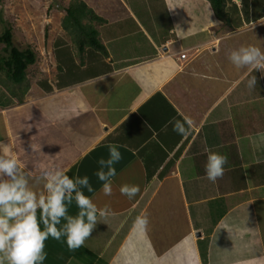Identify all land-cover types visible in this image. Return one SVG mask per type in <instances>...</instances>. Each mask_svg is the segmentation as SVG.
<instances>
[{"label": "crops", "instance_id": "1", "mask_svg": "<svg viewBox=\"0 0 264 264\" xmlns=\"http://www.w3.org/2000/svg\"><path fill=\"white\" fill-rule=\"evenodd\" d=\"M83 1L103 19L94 25L105 52L55 42L53 65L18 97L0 85V152L26 165L30 187L40 193L43 175L70 169L112 212L77 250L49 237L43 264H264V102L241 86L252 71L228 58L259 36L264 50V0H226L230 27L207 0H160V20L128 0L112 12ZM184 116L187 137L172 125ZM112 144L122 158L105 195L96 173ZM209 150L228 157L215 183ZM124 184L139 193L129 199ZM145 209L147 235L133 229Z\"/></svg>", "mask_w": 264, "mask_h": 264}, {"label": "clouds", "instance_id": "2", "mask_svg": "<svg viewBox=\"0 0 264 264\" xmlns=\"http://www.w3.org/2000/svg\"><path fill=\"white\" fill-rule=\"evenodd\" d=\"M228 58L238 70L249 68L251 72L264 68V50L256 45H241L232 50ZM256 85V77L251 75L247 87L252 90ZM192 124L188 116L174 119L173 131L187 137ZM108 151L109 158L99 161L101 169L96 173L103 182L105 195L112 194V178L116 175L113 165L122 158L117 145H109ZM227 163L226 155L209 150L205 165L207 179L215 183L222 178ZM25 167L11 150L0 152V264H43L47 258L45 242L49 237L57 241L64 237L67 247L77 250L91 236L98 218L106 220L112 214L108 205L98 208L81 190H93L87 176L71 178L67 175L70 169L48 173L41 177L44 191L38 193L30 187L28 177L32 173L26 174ZM139 191L138 185L120 187L121 194L129 199ZM73 201L78 208L74 216L68 212ZM62 220L65 223L58 227ZM133 229L145 235L150 231V214L146 209L136 216Z\"/></svg>", "mask_w": 264, "mask_h": 264}, {"label": "rangeland", "instance_id": "3", "mask_svg": "<svg viewBox=\"0 0 264 264\" xmlns=\"http://www.w3.org/2000/svg\"><path fill=\"white\" fill-rule=\"evenodd\" d=\"M69 0H0V33L5 26H9L12 31V43L19 47H31L35 53V62L28 67L27 77L32 75L37 78L38 72L46 71L53 65L52 51L55 42L66 41L69 37L64 32L60 25L62 16V7ZM94 2L96 0H87ZM131 1L132 8L136 11L149 9L158 20L164 19L162 17L163 7L160 0H128ZM101 9L112 12L114 8L122 9V6L116 0H105L100 3ZM98 5V6H99ZM148 11V10H147ZM164 25V21L158 23ZM248 35V32L246 33ZM260 36L255 39V43L260 44ZM255 44V45H256ZM263 46V44H261ZM3 43L0 42V55L6 54L2 50ZM260 47V46H259ZM41 71L39 73H41ZM255 76L264 81V68L260 70L255 69L248 75L243 83L242 88L249 90L247 81L250 76ZM264 84V82H263ZM258 81L255 91H260L258 97L261 102H264V86L258 87ZM252 89V90H254ZM245 90V91H246ZM252 90H249L251 92Z\"/></svg>", "mask_w": 264, "mask_h": 264}, {"label": "trees", "instance_id": "4", "mask_svg": "<svg viewBox=\"0 0 264 264\" xmlns=\"http://www.w3.org/2000/svg\"><path fill=\"white\" fill-rule=\"evenodd\" d=\"M207 2L215 17L230 27L229 14L225 8L226 0H207ZM62 9L60 25L76 48L81 50L84 46H88L105 52L94 25L103 21L102 17L83 0H69ZM11 38V29L5 26L0 33L2 50L6 52L0 55V85L10 94L14 92L18 97V93H22L28 86L27 68L35 62L36 57L31 47L19 48L12 43ZM71 172L72 170L68 173Z\"/></svg>", "mask_w": 264, "mask_h": 264}, {"label": "built area", "instance_id": "5", "mask_svg": "<svg viewBox=\"0 0 264 264\" xmlns=\"http://www.w3.org/2000/svg\"><path fill=\"white\" fill-rule=\"evenodd\" d=\"M185 57H186L185 52H181V53L179 54V57H178V58H182V59H184Z\"/></svg>", "mask_w": 264, "mask_h": 264}, {"label": "water", "instance_id": "6", "mask_svg": "<svg viewBox=\"0 0 264 264\" xmlns=\"http://www.w3.org/2000/svg\"><path fill=\"white\" fill-rule=\"evenodd\" d=\"M55 2V0H53Z\"/></svg>", "mask_w": 264, "mask_h": 264}]
</instances>
